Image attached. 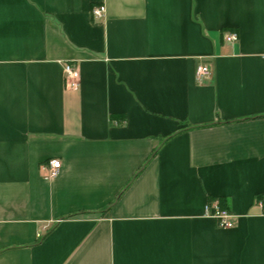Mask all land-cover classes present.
Masks as SVG:
<instances>
[{"label":"crops","instance_id":"obj_1","mask_svg":"<svg viewBox=\"0 0 264 264\" xmlns=\"http://www.w3.org/2000/svg\"><path fill=\"white\" fill-rule=\"evenodd\" d=\"M0 264H264V0H0Z\"/></svg>","mask_w":264,"mask_h":264},{"label":"built area","instance_id":"obj_2","mask_svg":"<svg viewBox=\"0 0 264 264\" xmlns=\"http://www.w3.org/2000/svg\"><path fill=\"white\" fill-rule=\"evenodd\" d=\"M105 15V7L100 6L92 11L94 20L101 21ZM225 41L228 43L236 42L237 37L235 34H228L225 36ZM65 87L69 90L77 91L79 89V72L77 68L71 63H65L63 66ZM210 75V70L207 66H198L195 70V79L200 82ZM61 164L58 160L48 161L44 168L48 170V178H55L60 170ZM262 208V206L260 205ZM209 215L216 220L217 225L222 230L232 229L234 224L232 223L231 216L224 210H221L218 204H214L211 207H207Z\"/></svg>","mask_w":264,"mask_h":264}]
</instances>
